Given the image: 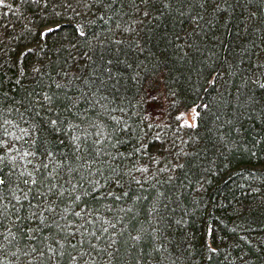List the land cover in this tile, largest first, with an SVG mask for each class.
Returning <instances> with one entry per match:
<instances>
[{"label":"trees","instance_id":"obj_1","mask_svg":"<svg viewBox=\"0 0 264 264\" xmlns=\"http://www.w3.org/2000/svg\"><path fill=\"white\" fill-rule=\"evenodd\" d=\"M0 264H264V0H2Z\"/></svg>","mask_w":264,"mask_h":264},{"label":"rangeland","instance_id":"obj_2","mask_svg":"<svg viewBox=\"0 0 264 264\" xmlns=\"http://www.w3.org/2000/svg\"><path fill=\"white\" fill-rule=\"evenodd\" d=\"M152 99L147 104V115L149 118H159L160 117V110L158 109V106L153 103ZM196 114H197V108L196 107H190L186 110H182L179 112V120L183 124H194L196 120Z\"/></svg>","mask_w":264,"mask_h":264},{"label":"snow or ice","instance_id":"obj_3","mask_svg":"<svg viewBox=\"0 0 264 264\" xmlns=\"http://www.w3.org/2000/svg\"><path fill=\"white\" fill-rule=\"evenodd\" d=\"M0 3H2V0H0Z\"/></svg>","mask_w":264,"mask_h":264}]
</instances>
